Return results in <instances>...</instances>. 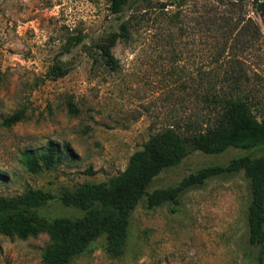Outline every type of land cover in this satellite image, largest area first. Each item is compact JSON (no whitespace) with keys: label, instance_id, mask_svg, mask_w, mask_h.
Masks as SVG:
<instances>
[{"label":"rangeland","instance_id":"obj_1","mask_svg":"<svg viewBox=\"0 0 264 264\" xmlns=\"http://www.w3.org/2000/svg\"><path fill=\"white\" fill-rule=\"evenodd\" d=\"M226 5L189 0L178 7L176 0H151L145 8L129 0L115 15L109 0H0V197L41 190L52 195L38 210L41 216L81 215L62 205V193L124 171L150 135L203 121L208 103L202 74L229 69L233 60L259 90L264 112V20L246 5L240 11L246 21L238 22L232 14L239 11ZM220 11L229 19L214 14ZM124 22L129 32L112 48L113 70L98 46ZM76 37L82 41L63 51ZM59 62L69 73L49 79L47 71ZM16 112H22L21 120L6 126L4 120ZM49 142L58 145L60 163L29 173L21 164L23 153H40ZM245 153H191L162 170L148 191ZM251 154L264 156V149ZM248 203L242 172L182 193L177 206L148 210L141 201L119 257L106 252L102 237L69 264H255ZM48 241L46 234L26 240L0 236V264H41Z\"/></svg>","mask_w":264,"mask_h":264},{"label":"trees","instance_id":"obj_2","mask_svg":"<svg viewBox=\"0 0 264 264\" xmlns=\"http://www.w3.org/2000/svg\"><path fill=\"white\" fill-rule=\"evenodd\" d=\"M137 1L150 8L151 0ZM188 1L176 0V3L183 7ZM128 2L109 0V10L112 14H120ZM218 2L227 4L228 11H239L232 14L238 16V22L246 21L244 15H240L246 5L264 20V0ZM214 14L229 19L224 11ZM128 32L124 22L119 33L111 34L104 44L98 46L104 65L113 70L116 61L112 48L119 38H127ZM81 41L79 37L67 41L63 51L69 52ZM234 63L223 71L203 72L202 97L203 102L208 103L203 121L166 127L150 135L142 149L129 157L124 171L106 182H85L73 190L64 191L60 197L62 205L81 212V215L41 216L38 210L52 199L49 192L41 190L28 189L20 195L0 197V236L26 240L46 234L49 241L43 248L41 264H69L102 237L106 252L119 257L128 238L131 215L141 201L148 210L167 203L177 206L182 193L203 186L209 179L242 172L249 188L245 215L248 244L256 249L255 264H264V156L251 154L264 149V114H260L264 112H261L263 109L258 99L259 90L249 84L243 70L235 69ZM68 73L69 69L59 62L52 65L46 75L55 80ZM21 118L22 112H16L5 119L4 124L14 125ZM231 148L246 153L231 159L225 166L207 167L188 175L176 185L148 191L162 170L175 166L189 154L219 155ZM61 159L58 145L49 142L40 153L26 150L21 164L29 173L36 174L54 168Z\"/></svg>","mask_w":264,"mask_h":264},{"label":"built area","instance_id":"obj_3","mask_svg":"<svg viewBox=\"0 0 264 264\" xmlns=\"http://www.w3.org/2000/svg\"><path fill=\"white\" fill-rule=\"evenodd\" d=\"M253 0H249V2H252Z\"/></svg>","mask_w":264,"mask_h":264}]
</instances>
